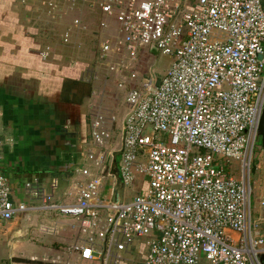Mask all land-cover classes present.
Returning a JSON list of instances; mask_svg holds the SVG:
<instances>
[{
	"label": "built area",
	"instance_id": "obj_1",
	"mask_svg": "<svg viewBox=\"0 0 264 264\" xmlns=\"http://www.w3.org/2000/svg\"><path fill=\"white\" fill-rule=\"evenodd\" d=\"M44 5L98 7L116 27L99 37L95 66L81 78L92 86L89 133L68 189L54 200L37 179L25 181L29 204L0 169V226L31 211L53 214L55 224L69 218L76 234L66 250L90 264H120L131 247L146 251L143 264H261L264 199L253 218L251 169L264 104V0ZM79 31L86 26L75 17L61 41L80 49L71 39ZM42 50L44 59L52 51ZM149 52L171 58L162 75L143 65ZM113 89L127 108L120 130L104 102L117 100ZM137 179L136 195H114Z\"/></svg>",
	"mask_w": 264,
	"mask_h": 264
},
{
	"label": "crops",
	"instance_id": "obj_2",
	"mask_svg": "<svg viewBox=\"0 0 264 264\" xmlns=\"http://www.w3.org/2000/svg\"><path fill=\"white\" fill-rule=\"evenodd\" d=\"M42 1L0 0V140L6 141L0 154V169L3 173L5 171L4 175L15 190L17 199L26 200L29 204L30 198L20 192L25 181L37 179L54 200L61 199L69 187L70 167L78 159L89 133L92 86L82 82L81 78L87 69L95 66L99 37L116 27L114 20L106 18L98 7H86L65 14L59 31L64 33L75 17L80 18L86 31L75 34L82 47L71 53L66 64L56 66L39 56L37 40L39 30L43 31L39 26V13L48 10ZM101 21L106 22L105 29L100 27ZM51 31V34H56V31L55 34ZM67 78L77 80L85 89V92L74 91L77 100L72 103L63 102L60 96L63 80ZM112 91L117 100H104L109 113L114 110L113 104L118 106L120 102L121 92ZM95 101L96 98H93L92 102ZM261 157L264 158V153ZM262 162L260 160L256 165V170H260ZM258 189H262L259 184ZM24 214L0 226L1 232L7 234L20 230ZM40 215L37 230L51 235L56 246L52 252L45 254L47 257L51 255L52 259L44 261L50 264H90L76 254L69 255L66 250L75 240L76 225L72 220L65 218L55 224L53 214L43 212ZM44 219L51 224L49 227L42 226ZM129 256L125 260L127 263L123 264H134L129 262ZM18 258L27 259L10 255L0 257V262L36 264L34 262L39 259L35 255L27 259L30 262L16 260Z\"/></svg>",
	"mask_w": 264,
	"mask_h": 264
},
{
	"label": "rangeland",
	"instance_id": "obj_3",
	"mask_svg": "<svg viewBox=\"0 0 264 264\" xmlns=\"http://www.w3.org/2000/svg\"><path fill=\"white\" fill-rule=\"evenodd\" d=\"M44 1L46 0L42 1L43 5H44ZM65 14L66 15L68 14L65 12V9H62L59 12H50L48 10H45V12L39 13V17L41 18L39 20L40 21L39 26H41L43 29L42 32L41 30H39V35H38V40H37L39 43L38 44L39 51H41L42 49L44 50L46 47H50L52 49V51L50 52L51 54H49L47 58L44 59L40 55L39 56L43 60L48 61V62L51 61L55 65L56 64L61 65L62 63L66 64L68 62L69 56H72L71 53L79 50L77 48H74L73 45H64V43L61 41L63 32L59 31V29L62 25L61 21L66 16ZM50 29L54 31V34L56 31V34L55 35L51 34ZM71 39L72 40L77 39L74 33ZM40 43L43 46H41ZM67 49L69 52L67 51ZM142 49H148V48L143 47ZM80 57L83 58V56H80ZM85 59L87 60L86 57ZM170 60L171 58L169 56H166V55L160 56L156 52H149L143 57V63H144L143 65L144 66L147 65L148 68L150 66H155L154 67L155 73L158 76H160L167 69L168 65L170 64ZM144 66H143V69H144ZM143 71L144 70L140 71V74ZM119 96H120V102L117 104L118 106H116V104H113L114 110L112 112V114H114L117 118L116 125H117L118 130H120V126L123 122L124 114L127 111L126 105L124 104L122 94L119 93ZM107 105H110V103H108ZM116 135H118V132H116ZM262 153H264V149L261 147L260 138L257 137L255 141L254 150H253V158H254L253 163L257 162L256 165H258L260 160L264 161L263 160L264 158L261 157ZM232 165L238 168V165H236L235 162H232ZM260 165H261L260 170H255V173L251 174V186H252L251 211L253 214V218H255L259 214V208H258L259 200L264 199L263 197L264 196V163L262 162ZM4 174H6L5 171H4ZM136 177L139 178L142 176L137 175ZM139 181L140 180L137 179L132 185H129V186H122V185L117 186L116 190L113 191L114 195L121 196V193L123 192L125 194V197L131 198L132 196L136 195L135 188H136V185L138 186ZM258 184L261 185L262 189L260 190L258 189ZM142 187L145 188V184H143ZM40 213H43V211L40 210V211L26 212L24 214L23 219L20 222L21 223L20 226L22 225V228L20 230L15 229L13 232H10L7 234L4 232H1L0 230V257L1 258H6L12 255V256H19V257H24V258L29 259L31 256L35 255L39 259H37L34 263L50 264V262L44 261V260H48V259L51 260L52 256L49 255L47 257L45 254L47 252H52L56 248V246L53 243L54 239L53 237H51V235H49L48 233L42 230H39V229L37 230L38 217L41 216ZM50 225L51 224L48 223L46 219L42 220V226L49 227ZM261 227H262V230L264 231V225H262ZM136 247L139 248V242H137ZM145 253L146 251L144 250L143 253L137 254L135 249L131 247L130 253H129L130 256L128 257V259H130L129 262H132L134 264H143ZM27 259L18 258L16 260H19V261L21 260L23 262H30ZM125 260L126 259L122 260L120 264L127 263V261Z\"/></svg>",
	"mask_w": 264,
	"mask_h": 264
},
{
	"label": "trees",
	"instance_id": "obj_4",
	"mask_svg": "<svg viewBox=\"0 0 264 264\" xmlns=\"http://www.w3.org/2000/svg\"><path fill=\"white\" fill-rule=\"evenodd\" d=\"M63 81H64V84H62V89L60 92V96H62L63 102H67V103L75 102V100L77 99H76V92L74 91H80V92L84 91L85 92V89L80 87V84L77 80L67 78V79H64ZM0 264H5V263L0 262ZM6 264H9V263L6 262Z\"/></svg>",
	"mask_w": 264,
	"mask_h": 264
},
{
	"label": "water",
	"instance_id": "obj_5",
	"mask_svg": "<svg viewBox=\"0 0 264 264\" xmlns=\"http://www.w3.org/2000/svg\"><path fill=\"white\" fill-rule=\"evenodd\" d=\"M257 133H258V137L260 138L261 147L264 149V104H263L262 113L259 119ZM256 163H254L252 166V169H251L252 174L255 173ZM258 260L261 264H264V252L258 255Z\"/></svg>",
	"mask_w": 264,
	"mask_h": 264
}]
</instances>
